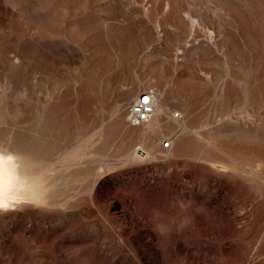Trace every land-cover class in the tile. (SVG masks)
Wrapping results in <instances>:
<instances>
[{"label":"rangeland","instance_id":"374dc122","mask_svg":"<svg viewBox=\"0 0 264 264\" xmlns=\"http://www.w3.org/2000/svg\"><path fill=\"white\" fill-rule=\"evenodd\" d=\"M0 149V264H264V0H0Z\"/></svg>","mask_w":264,"mask_h":264},{"label":"bare ground","instance_id":"6f19581e","mask_svg":"<svg viewBox=\"0 0 264 264\" xmlns=\"http://www.w3.org/2000/svg\"><path fill=\"white\" fill-rule=\"evenodd\" d=\"M162 112V105L158 100H153V110L149 116L153 115L154 122L158 124V115ZM163 141V140H162ZM22 156V155H21ZM0 157L3 158L2 182L3 196L2 202L10 206L13 202L24 201L26 194H33L27 184L29 182L23 171L20 155L13 150L0 149ZM18 161V162H17ZM26 170V169H25ZM26 173V172H25ZM26 198V196H25ZM27 200V199H26ZM6 207H0L4 209Z\"/></svg>","mask_w":264,"mask_h":264},{"label":"built area","instance_id":"2783aa9c","mask_svg":"<svg viewBox=\"0 0 264 264\" xmlns=\"http://www.w3.org/2000/svg\"><path fill=\"white\" fill-rule=\"evenodd\" d=\"M147 97V103H145ZM154 92L152 88L144 89L138 92L135 97L129 102L126 107V119L130 125H139L146 121L149 114L153 110ZM170 115L174 118H179L180 113L178 110H173ZM170 144V139L167 138L161 142L162 147ZM139 153L141 149H138Z\"/></svg>","mask_w":264,"mask_h":264},{"label":"snow or ice","instance_id":"6c2138e0","mask_svg":"<svg viewBox=\"0 0 264 264\" xmlns=\"http://www.w3.org/2000/svg\"><path fill=\"white\" fill-rule=\"evenodd\" d=\"M145 103H147V97H145ZM2 170H3V158L0 157V207H7V205L2 202V196H3Z\"/></svg>","mask_w":264,"mask_h":264}]
</instances>
